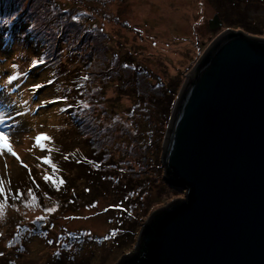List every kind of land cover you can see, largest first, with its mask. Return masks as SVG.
Returning a JSON list of instances; mask_svg holds the SVG:
<instances>
[{
  "label": "rangeland",
  "instance_id": "374dc122",
  "mask_svg": "<svg viewBox=\"0 0 264 264\" xmlns=\"http://www.w3.org/2000/svg\"><path fill=\"white\" fill-rule=\"evenodd\" d=\"M87 1L107 17L88 20L73 33L40 37L41 30L53 34L57 20H66L53 17L54 8L51 16L48 2L60 11L77 10L71 14L77 22L91 15ZM95 1L0 0V34L21 18L29 33L28 39L19 36L17 46L0 37V114H5L0 131L10 134L0 138V178L9 190L0 220V264H117L133 252L151 214L184 196L164 176L161 156L174 105L168 97L176 100L187 75L223 31L264 38V0ZM215 14L223 23L211 28ZM33 59L43 62L33 67ZM121 75L130 78L128 85L121 86ZM36 84L43 87L34 89ZM40 133L51 137L44 149L35 143ZM9 143L16 156L8 152ZM49 156L52 164L43 159ZM93 156L100 158L97 164L88 159ZM99 170L104 188L95 184ZM47 176L65 183L57 187ZM29 190L38 201L31 208L24 203L31 200ZM20 192L22 197H13ZM57 205L54 212L45 210ZM104 234L117 237L105 249L96 246L106 244Z\"/></svg>",
  "mask_w": 264,
  "mask_h": 264
},
{
  "label": "water",
  "instance_id": "95a60500",
  "mask_svg": "<svg viewBox=\"0 0 264 264\" xmlns=\"http://www.w3.org/2000/svg\"><path fill=\"white\" fill-rule=\"evenodd\" d=\"M210 27L222 25L218 14ZM155 210L117 264H264V38L223 31L178 92Z\"/></svg>",
  "mask_w": 264,
  "mask_h": 264
},
{
  "label": "trees",
  "instance_id": "16d2710c",
  "mask_svg": "<svg viewBox=\"0 0 264 264\" xmlns=\"http://www.w3.org/2000/svg\"><path fill=\"white\" fill-rule=\"evenodd\" d=\"M95 2H97V3H102V4H104V2L106 3V0H98V1H95ZM79 3V2H78ZM81 3V2H80ZM83 3H85L84 5H86V7L87 8H89V7H91L92 9L91 10H87L86 8H85V10L87 11V13H89V14H91V15H89L88 17H89V19H85V20H81V21H77V22H75V19H73V16L71 15V14H76V13H78V11L77 10H62V11H60L59 10V6L57 5H54L53 3H51V2H48V5L46 6V9H47V7L49 6V10H50V13L53 11V8H54V10L55 11H57L58 13H54L53 14V17H56L57 15H59V16H61L62 18H65L66 20H57V24H55V26L52 28V33L53 34H51V33H48L47 31H45V30H41L40 31V37H44L45 39H50L51 38V36H53L55 33H62L63 34V32L62 31H64L65 29L66 30H70L71 31V33H73V32H76V31H79V30H82L83 29V27H82V24L84 23V22H86V21H88V20H95V19H97V20H102L103 18H106L107 17V15L105 14V12L102 14V16H103V18L101 17V15L99 16V13H95V8H97V7H95V6H93L90 2H83ZM74 4V3H73ZM90 5H92V6H90ZM43 7V6H42ZM30 10H31V8H29V7H27V12H26V16L27 17H30ZM42 9H40V11H41ZM99 11V10H98ZM70 12H72V13H70ZM47 13V12H46ZM49 13V14H50ZM46 15V14H45ZM51 16H52V13H51ZM75 17V16H74ZM27 22V20H25V18H21V19H18V20H14L13 22H11L7 27H5V29L4 30H2L1 32H3L2 33V35L0 34V37H1V39L2 40H4V39H6V40H8V41H11L12 42V44H15L16 46L17 45H19V44H21L22 42L19 40V36H26V38L28 39L29 38V33H28V31L26 30V27H27V25H25V24H27L26 23ZM50 23H56V22H50ZM225 24V23H224ZM18 34V35H17ZM17 35V36H16ZM69 37V36H68ZM34 38V37H33ZM55 38H57V36L55 37ZM35 39V38H34ZM33 39V40H34ZM18 40V41H17ZM106 40V39H105ZM28 42H30L29 40H27V43ZM27 45V44H26ZM109 49H111V47H109V48H107V49H105L104 51H103V55H104V57L105 56H107V53L108 52H110L109 51ZM96 55H97V57H99L100 55L98 54V53H96ZM119 79H122V84H121V86H124V85H128L130 82H129V80H130V78L126 75V76H123V75H121V77L119 78ZM113 82V81H112ZM119 85V84H118ZM66 97V96H65ZM174 99L173 98H170V97H168V102H170V104L171 103H173V102H175V100L173 101ZM172 101V102H171ZM89 156H91V155H89ZM88 159H94L92 162H94V163H96L97 164V161H99V159L100 158H97V157H90V158H88ZM81 163H87V159L86 160H83V162H82V160H81ZM92 163H90V165H91ZM95 164V165H96ZM92 166V165H91ZM90 169H92V168H87V171H88V176L91 178V172H92V170H90ZM93 171L95 172V170H94V168H93ZM93 172V173H94ZM96 172H98V174H97V181L99 180V182H96L95 184H97V185H99V187L100 188H104V180L101 178V176H104V173L103 172H101V170H99V171H96ZM101 174H100V173ZM104 178V177H103ZM93 182L95 181V179H91ZM36 183V182H35ZM108 183H110V182H108ZM35 189H37L36 187H35ZM36 228H38L39 230H41V231H44L45 230V228H42V226H36ZM17 229H18V225H17ZM43 234V233H42ZM85 234H87V231H86V233ZM95 237H96V235H94ZM102 238H103V240L106 242V244H104L103 246H101V245H99V243L96 245V246H98V247H101V248H103V249H105V247L107 246V248H108V246H110L111 244H112V242L113 241H115L116 239H117V237H115V235H113V234H108V236H107V234H104L103 236H102ZM99 241V239H98V237L95 239V242H98ZM21 242H23V241H21ZM95 242H93V243H95ZM50 247V246H49ZM107 248H106V250H107ZM102 259H105L104 257L102 258ZM1 263V262H0Z\"/></svg>",
  "mask_w": 264,
  "mask_h": 264
},
{
  "label": "snow or ice",
  "instance_id": "6c2138e0",
  "mask_svg": "<svg viewBox=\"0 0 264 264\" xmlns=\"http://www.w3.org/2000/svg\"><path fill=\"white\" fill-rule=\"evenodd\" d=\"M73 19H79V17H73ZM43 61L39 60V59H33V61L31 62V66H36L37 64L39 63H42ZM125 67H128L127 65H125ZM12 68L13 69H16L18 68V65H15L13 64L12 65ZM19 73L17 74H14V75H10L9 78H8V81L11 82V81H14L17 79ZM84 80H88L89 77L88 76H85L83 77ZM51 82V81H49ZM43 87L42 84H36V85H33V88L34 89H39ZM64 99H67L66 97H64ZM45 103H47V101H45ZM84 107H89V105L87 103L84 104ZM4 119H5V114H0V124H2L4 122ZM4 137H8L10 139V134L9 133H6L4 131H0V138H4ZM51 137L47 136V134L45 133H40L38 134L36 137H35V143L36 145H38L41 149H44L47 145L45 143V141L47 140H50ZM8 152L13 155V156H16L17 154L12 150V147H11V144L9 143V146H8ZM51 151V150H50ZM0 152H3V149L0 148ZM45 160V162L49 163V164H52V160H51V156L49 157H46V158H43ZM53 168L55 169L56 168V165L53 164L52 165ZM25 167H27L25 165ZM46 180H52L56 185L57 187H59L60 185L64 184L65 181L57 176V177H52V176H47L45 177ZM10 183V181H9ZM14 198H16L17 196H20L22 197L23 196V193L20 192V193H13L12 194ZM29 195L31 196V200L30 201H24L25 205L28 206V207H33L35 205H37L38 201H37V197L35 196V194L29 190ZM0 197H2V199H0V220H3L6 216V207H7V202H8V197H9V190L6 189L5 187V182L3 181L2 178H0ZM15 207V205H13ZM57 206L55 207H49V208H46L45 210L47 212H54L57 210ZM3 233L0 232V236H2ZM49 243H51V241H49ZM3 253H0V256H2Z\"/></svg>",
  "mask_w": 264,
  "mask_h": 264
},
{
  "label": "bare ground",
  "instance_id": "6f19581e",
  "mask_svg": "<svg viewBox=\"0 0 264 264\" xmlns=\"http://www.w3.org/2000/svg\"><path fill=\"white\" fill-rule=\"evenodd\" d=\"M164 26H165V28L168 27L167 25H164ZM156 45H158L160 48H164L165 51H169L170 52V48L166 45V42L159 41V43H156Z\"/></svg>",
  "mask_w": 264,
  "mask_h": 264
},
{
  "label": "clouds",
  "instance_id": "9594fccd",
  "mask_svg": "<svg viewBox=\"0 0 264 264\" xmlns=\"http://www.w3.org/2000/svg\"><path fill=\"white\" fill-rule=\"evenodd\" d=\"M17 115H20V113H17L16 116H17Z\"/></svg>",
  "mask_w": 264,
  "mask_h": 264
}]
</instances>
